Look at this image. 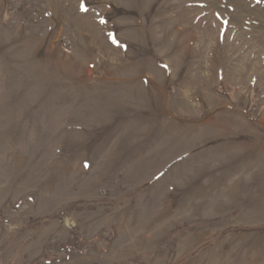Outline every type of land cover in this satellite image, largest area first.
<instances>
[{"label": "rangeland", "instance_id": "obj_1", "mask_svg": "<svg viewBox=\"0 0 264 264\" xmlns=\"http://www.w3.org/2000/svg\"><path fill=\"white\" fill-rule=\"evenodd\" d=\"M0 264H264V0H0Z\"/></svg>", "mask_w": 264, "mask_h": 264}]
</instances>
